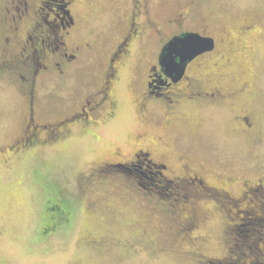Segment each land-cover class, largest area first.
Returning <instances> with one entry per match:
<instances>
[{
	"label": "rangeland",
	"instance_id": "obj_1",
	"mask_svg": "<svg viewBox=\"0 0 264 264\" xmlns=\"http://www.w3.org/2000/svg\"><path fill=\"white\" fill-rule=\"evenodd\" d=\"M83 1L91 3L82 9L83 36L94 37L101 49L111 48L121 35L120 18L127 2ZM178 1L153 0L160 13L169 12ZM43 2L44 13L52 10L59 19L66 17L62 0ZM2 4L4 0H0V10ZM202 7L215 25L235 28L245 15L264 9V0H202ZM254 49L245 61L234 60L224 68L223 84H237L241 66L248 70L252 93L245 103L257 113L264 136L263 38L255 42ZM137 58L134 54L122 66L116 88L118 107L113 116L89 128L76 126L66 140L43 146L36 155L0 156V264H202L195 260L202 255L205 260L220 259L222 264L239 243L253 248L252 235L239 232L245 226L242 211L249 212L252 207L239 202H234L235 210H239L236 217L226 213L232 207L226 200L217 204L207 197H166L167 191L147 185L149 189H136L130 172L125 170L103 175L107 184L92 181L87 185L93 167L131 160L137 133H144L146 142L163 135L176 170L186 156L216 176L213 182L225 176L247 175L252 179L255 171L251 166L257 159H264V144L255 147L252 140L232 133L233 116L240 104L184 109L180 122L166 131L156 125L157 118L152 122L143 119L136 108L137 92L131 81ZM87 65L76 83L70 80L58 87L63 95L81 86L91 74L98 75L96 67ZM23 107L16 91L0 80V142L11 139L19 129ZM118 148L121 155L115 153ZM113 176L124 184L110 180ZM126 187L134 195L125 192ZM225 187L234 196L242 191L238 183ZM96 201L98 209H94ZM151 204H158L162 210H152ZM175 205L198 210L194 225L189 219L171 215ZM66 217L70 219L68 224L63 221ZM259 219L264 223V217ZM234 223L240 225L239 229L232 230ZM259 234L264 248L263 233ZM90 235L97 241L95 246L86 242Z\"/></svg>",
	"mask_w": 264,
	"mask_h": 264
},
{
	"label": "flooded vegetation",
	"instance_id": "obj_2",
	"mask_svg": "<svg viewBox=\"0 0 264 264\" xmlns=\"http://www.w3.org/2000/svg\"><path fill=\"white\" fill-rule=\"evenodd\" d=\"M120 1L128 5L120 18L122 32L111 48L104 50L98 47L94 37L86 38L82 34L85 21L82 9L89 8L90 2L62 0L66 17L59 19L52 10L44 13L43 0L34 4L31 0H4L0 10V80L16 91L24 107L19 129L11 139L0 142V156L36 155L43 146L66 140L76 126L89 128L113 116L118 107L116 88L120 71L134 54L138 58L131 81L137 92L136 108L143 119L152 122L157 118L156 125L166 131L180 122L184 109L197 106L220 109L240 104L233 116L232 133L252 140L255 147L262 146L261 123L257 113L245 103L252 93L248 70L241 66L239 82L230 87L223 84V71L234 60L245 61L252 56L255 42L264 40V9L245 15L237 27L226 28L215 25L204 11L202 0L175 2L166 13L157 11L153 0ZM184 33L212 38L215 46L194 57L184 74L173 80L163 71L160 56L172 38ZM90 63L98 75L91 74L81 86L63 95L58 87L71 81L76 83L83 67ZM146 139L144 133H137L130 161H110L93 167L87 185L92 181L107 184L103 175L125 170L130 172L134 179L132 187L136 189L152 186L167 191L166 197H207L217 204L226 200L232 206L226 210L228 214L237 213L234 202H239L264 215L263 158L251 166L255 171L252 179L247 175L225 176L213 182L216 176L186 156L179 163L180 170H176L163 135L150 142ZM115 153L121 155V148ZM95 176L98 178L93 179ZM110 180L124 184L114 176ZM237 183L242 191L234 196L225 186ZM124 191L133 194L127 187ZM177 206L171 209V215L189 219L194 225L198 210ZM99 207V202H94V209ZM150 208L162 210L158 204H151ZM86 242L97 244L91 235ZM195 260L206 264L203 255Z\"/></svg>",
	"mask_w": 264,
	"mask_h": 264
},
{
	"label": "water",
	"instance_id": "obj_3",
	"mask_svg": "<svg viewBox=\"0 0 264 264\" xmlns=\"http://www.w3.org/2000/svg\"><path fill=\"white\" fill-rule=\"evenodd\" d=\"M214 40L197 33H184L172 38L163 48L160 64L163 71L173 80H178L187 64L197 55L212 50Z\"/></svg>",
	"mask_w": 264,
	"mask_h": 264
},
{
	"label": "trees",
	"instance_id": "obj_4",
	"mask_svg": "<svg viewBox=\"0 0 264 264\" xmlns=\"http://www.w3.org/2000/svg\"><path fill=\"white\" fill-rule=\"evenodd\" d=\"M154 188L161 189L156 187ZM161 194L158 193V195ZM238 211L239 210L237 209V213ZM237 213L234 214L236 217H238ZM242 213L246 216L244 219L245 226L242 229H239L240 225H238V223H234L232 226V230L239 229V232H243L244 230L245 234L252 235V239L254 241L253 248H250L249 246L244 244V242L239 243L238 245H236L235 249L230 250L231 252L230 255L229 254L227 255V257L224 259L222 264H264V248L261 245L260 234H259V232H262L264 236V223L259 219V217H264V215L259 214L254 209V207H252L249 212L242 211ZM239 218L240 220H242L241 217ZM63 221L66 224L70 223V219L67 217L64 218ZM236 234L238 235V232H236ZM220 263H221L220 259L206 260V264H220Z\"/></svg>",
	"mask_w": 264,
	"mask_h": 264
}]
</instances>
